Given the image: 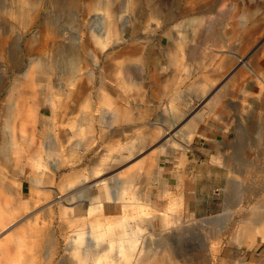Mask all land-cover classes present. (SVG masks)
<instances>
[{
    "label": "rangeland",
    "instance_id": "rangeland-1",
    "mask_svg": "<svg viewBox=\"0 0 264 264\" xmlns=\"http://www.w3.org/2000/svg\"><path fill=\"white\" fill-rule=\"evenodd\" d=\"M7 1L8 0H1V2H4L3 4H5ZM194 1L195 0H188V2L186 0H155L157 8L161 9L160 17H158L160 18V21L157 20V18L152 19L147 23L129 20L127 11L123 12L122 19L128 21L130 25L128 33H126L124 36L126 37L124 38V42L120 38L118 41H115L110 45L114 44L117 48L118 45L122 44L123 42L133 47H138L141 51L133 52L132 55L129 56L128 53L126 56L127 62L122 69L123 71H114L115 74L111 65L110 67L107 65L108 63L111 64L110 59H112L106 56L107 50H101L100 44L96 43L89 36L91 33L89 30V25L91 20L94 19L95 13L86 11L83 5L77 9L75 13L76 18L75 20L71 21V23L67 20L66 11L61 6L60 0H42L40 2L39 17L35 18V20L33 19L26 25H23L22 23L20 24L16 18L9 15L7 12H0V27H4L3 29L10 32L8 37L11 43H13L12 48L15 49L13 51L16 53L20 51L24 41L33 35V32L38 34L39 32L43 31L45 37L46 35L48 36L45 41L44 48L52 49L54 47V37L59 38L62 41L61 44L64 43L66 45L73 44L74 42L78 44V41L88 40L86 49H83L84 46H80V48L82 49L87 68L89 69H82L79 72V74H82L83 77L84 87L82 88H84L85 93H79L75 95L74 99L76 103L73 104V106L76 108V110L72 112L71 115H55L54 120L49 123L48 128L44 133L42 132V129L40 130V128L35 126L36 124H30L27 122L29 116H32V118L35 120L39 119L42 122V117L44 115H22L23 117L27 118L25 120L23 117H14L13 125L15 129L13 128V130L15 135L18 133V138L20 140L26 139V135H24L20 130L24 123L27 125L26 134L33 133L35 135L34 138L36 139V147L39 145L43 147L47 144L50 139L49 136H51L49 135L50 132L48 131L49 127H51L50 129L52 130L54 128V132L57 134V137H59V151L61 152V155L64 156L66 152L68 156L72 157V161L75 164L70 170H75V175L83 173L82 175L86 174L89 176L86 181H80L74 185L71 182L73 180L72 177L65 175L64 172L70 171L64 170V168L61 166L58 168V172H55L52 174V176L45 178L43 180L42 187L38 189V194L36 197L43 198V196L49 192L50 198H54L57 196L58 190H60L59 192L61 197L67 196L68 200L64 199V201L57 202L55 203L57 205L55 207L51 206L50 209L45 204L48 199H44V201H42V204H45L44 209L36 212L38 217L35 216L36 221L33 223L36 225V238L32 246L33 248L31 247V244H25L22 239L23 234L21 231H19L15 239L9 240L8 247L5 248L3 252L0 251V264H34V262L36 264H49V259L45 260L47 258L43 255H40V252H46L48 245L51 244V242L46 239L47 234H44L45 231H41L42 227H44V229L46 228L52 230V235L54 236L53 238L57 246V250L51 258V264H83L82 261L84 259L81 255L80 257L77 254L66 255L64 247L74 235L79 238L78 240H84L86 227H90L92 230H94V241L102 244H106L111 237H116L119 236V234L122 235L125 232H130L132 229H143L144 235L147 234V238H145V245L148 243L150 245V248L148 247V249H151L152 251L157 248L154 253L156 255L158 254L163 259L162 262L157 264H232L234 259L238 258V256L246 257L253 255V251L262 241H258L251 246H240L235 240L234 234L237 232L235 228L237 225L236 220L239 221V217L242 218L243 215L249 214L252 204H256L257 202V206L260 205L261 210L264 208V187H261L264 186V182L259 183L261 179L264 180V175H262L264 174V166H262L264 161H261L264 160V155L261 153L257 157L259 174L258 172L257 174L253 173L244 179L237 169L230 171L222 162L217 163L215 161V158L218 154H221V161L225 159L226 156H230L232 154L234 155V153H236L235 149L244 143H242V141H237L235 138V115H228L227 118L222 119H218L213 115H207L203 118L201 123L210 128L211 134L209 135L208 139L198 134H194L191 137L189 146L186 149L177 148L175 151L168 153L169 155L171 154L169 158H160L159 169H162L166 173L168 172L166 178V181L169 180V183H167L168 189L158 192L157 187L153 185V193L147 197L146 203L138 204L133 208L128 207L125 209V214L127 215L125 221L122 215L103 217V215L99 214L100 210L95 211L94 217L90 216L89 219H81V214H79L80 210H75L70 203L76 199V196H80L82 194L81 189H84L82 187L84 183L91 185L88 188H96L98 185H103L107 181L106 176L111 175L113 177L115 175L113 173H116L118 170H125L126 168L130 167L135 163L137 158V156L132 155L117 163L114 167H112V169L99 168L100 170H98V172H91L93 167L91 165L92 162L90 159L92 156H94V153H101L100 158L101 156H107L109 154L111 155L114 153L113 146L115 144L113 143L121 141V136H112L108 130L100 133L97 128V124H102V122L105 123L104 116L108 115L109 113L107 110H121V105L123 101L126 100L128 101L127 104L131 106V109L134 106L140 105V101L134 99L135 93L142 92L144 94L146 91H144V88L147 87V85L153 87L155 92H158L159 89L161 90L159 82L163 84L168 82L166 85V94H170L177 89L186 91L189 90L187 89L189 87V80L184 78V71L180 72V74L177 72V74L174 75V78H172L170 81H166L160 76L162 73L169 74L171 72L170 69L180 68L177 67V65L171 63H168L167 65V62L165 61V55L170 54L172 49L174 53L177 51V48L180 49V54H182L184 57L183 59H186L185 61L190 64L189 67L191 68V66L197 67V64L192 58L189 57V53L194 55V58L200 54V45L211 44L204 41L201 35H196V39L182 42L180 41L177 46L172 42V36L173 33H175L173 25L182 20L184 18V14H186L188 11L199 14L197 8L198 6L197 4L193 3ZM208 6L214 10L219 8L225 10L226 8V12H228V14H224L221 24L219 25L222 32L227 30L226 28L231 24L232 20L229 16L233 15V13L237 11H243L249 14V24H252L253 22L264 24V0H210ZM185 10L188 11L182 13V11ZM169 12H173L175 20L173 19L172 21H168L166 23L164 21V15ZM46 17H48L50 21L49 27L43 23L44 18ZM120 22L121 19L118 20L119 24ZM52 25L53 28L55 27L56 30L60 32V35H56V32L51 28ZM204 27H206V25H203L200 31ZM167 33L169 34L167 35ZM228 42L229 41L225 42L220 47L217 46V48H213V52L216 53L215 51H221V49H233L227 47ZM262 45H264V27L259 30L255 36V39L250 43L248 48L245 49L244 53H242L243 56H255L256 54L260 53L258 49ZM93 53L98 55L96 59L97 61L93 59ZM258 56L260 59L264 58V51H262L261 54H258ZM23 58L24 57H22L21 60L24 61ZM5 63L6 56H0V109L10 97L8 91L15 74L21 75V73H17L16 70L22 67L21 63L23 62L19 61V57H17V62L14 64L6 65ZM261 64L264 65V63ZM260 73L264 74L261 71ZM104 74L107 75L105 76ZM126 74H128V77H130L127 80L123 79L122 77ZM87 75L90 76L89 79L84 77ZM181 79H183L184 82L179 84L178 81ZM124 82L126 85H124ZM40 84H42V81H40V83L35 82L33 85H31L28 88L30 93L33 92L36 95L40 94V91L38 92L39 88L41 87ZM63 87L66 89H71V87L74 88L71 84H69V82L68 85L66 84ZM47 90L49 89L45 88V91ZM53 90L58 92L55 87H53ZM102 91H106L109 94L108 100L105 102V104L100 99L101 97L98 96V94ZM184 96L186 98V102L190 105L191 110L198 108L203 102V98L194 99L192 96H189L187 92L184 94ZM30 99L31 96H28L27 100ZM85 100H88L85 102L87 104L84 103ZM256 107L261 112L260 115L264 117V99L259 100ZM151 116L154 115L151 114ZM4 120V115L0 114V179L2 180L4 186H8L7 188L12 187L13 189L17 185V182H19V179H21L23 181L21 185L22 194L25 195L27 193L29 176L20 174L18 179H16V177H12L10 174L14 169V166L11 164L13 158L11 156H9L10 158H7V156H2L5 152L4 147H2V140L8 137L6 134L8 129H5L4 127ZM77 123H83L84 125L82 124L83 126L81 125V127H78ZM92 134L95 135V141L90 143L89 141ZM254 135L251 134L249 139H251L252 142L257 143L254 141ZM215 138H217V140H215ZM85 140H89L88 144L86 145H84ZM219 140H221V142ZM259 142H262V139H260ZM260 145L261 144L259 143L258 146ZM241 146L246 148L247 145L245 143ZM150 148L151 146L147 147L145 151L149 150ZM253 152L254 151H251L252 155L255 154ZM123 153L125 154L126 152L123 151ZM52 158L53 157L50 156L45 160H41L39 165L36 167H39V169L43 170L46 174L48 171L52 172ZM193 158L195 159V167L191 171L183 169L184 173L178 174V177L181 181L178 185L177 180L174 179L175 174H172L171 169L168 167V164L170 163L169 161L176 160L181 161L182 164H185V161H191ZM27 160H29L27 163H25L24 160L17 162L18 166H22V164L24 165V170L26 172L31 171L32 157H29ZM132 170H137L139 175H142L143 173L141 167H134ZM74 173L69 174L73 175ZM229 176H234L237 178L238 183L236 186H228V183L230 182ZM109 184L112 188V183ZM1 185L2 184H0V186ZM52 186L58 190L51 189ZM66 187L69 189H66ZM138 187H140L139 182H135L131 185L132 190H136ZM255 187L258 188V192L250 199L249 195H246V193L250 194V192L248 193L247 191H250ZM246 188L248 189L246 190ZM46 189L51 190L48 191ZM244 190H246L245 193ZM73 191H76L74 197L70 198V195L73 194ZM12 195L13 194H10L8 189L1 194L0 212L3 211L4 206L2 199H9L12 197ZM178 196L182 197V204L180 207L176 202ZM56 198L58 199V197ZM67 205L70 206L67 207ZM59 206H64L65 208L67 207V214H64L65 210H59ZM117 210H119V208ZM230 210H234V213L231 215L229 213ZM217 214H219L220 218H222L221 223H225L222 228L218 227L217 224L212 225V223L200 221V219L204 216H214ZM177 215H180L181 217L179 221L187 222H185V225H180V227L177 226L178 228L175 227L173 230H170L172 226L174 227V225L178 224L175 221ZM20 221L25 220L18 219V222ZM175 222L177 224H175ZM203 222L205 223L204 225ZM31 223L32 222H24L23 224L26 226L27 224L29 225ZM180 223L182 222H179V224ZM11 227H5L6 229L3 230H7V228ZM166 227L167 230L169 229L168 227H170V229L167 231ZM25 229V231L28 232L27 227ZM150 229H153L154 231H150ZM111 231L115 232L112 233ZM43 235L45 238H42ZM32 251L37 253V255H31L30 253ZM190 252L194 254L195 259L187 261L186 258ZM205 254L207 258L206 260H202V255ZM105 256L106 255H103L102 258V261L105 263L102 264H106V262L107 264H112V257ZM64 259L68 261L65 262Z\"/></svg>",
    "mask_w": 264,
    "mask_h": 264
},
{
    "label": "crops",
    "instance_id": "crops-1",
    "mask_svg": "<svg viewBox=\"0 0 264 264\" xmlns=\"http://www.w3.org/2000/svg\"><path fill=\"white\" fill-rule=\"evenodd\" d=\"M237 42H238V37L234 38L227 44L228 48H233V49H221V51H215L216 53H214L212 50L213 48H217L216 45L213 44H205V45L202 44L200 46L198 45L200 47V54H198L193 58L194 55L189 53V57L192 58L194 62H196L197 64V67L191 66V68L189 67L190 64L186 62L185 61L186 59L184 60L183 59L184 57L182 56V54H180V49L177 48V51L175 53L172 49L170 54L165 55L166 56L165 61L167 62V65L168 63H171L177 65V67L180 68L170 69L171 72L169 74L162 73L160 77L166 81H170L172 78H174V75H176L177 72L178 74H180V72L184 71L185 72L184 78H187L189 80V87L187 88L189 89L188 91L177 89L174 92H171L170 94H166L165 91L167 90L166 85L168 82L165 84L159 82L161 86V90L159 89L158 92H155L153 90L154 89L153 87L147 85V87L144 88V91L146 90L144 94L142 92L135 93L134 99L140 101L139 102L140 105L134 106L131 109V106L127 104L128 101L126 100L123 101L121 105L122 106L121 110L119 111L115 109L112 111L107 110L109 113L108 115L104 116L105 123L102 122V124H97L98 126L97 128L100 133H103L108 130L110 132V135L112 136L114 135L121 136L120 137L121 141H117L113 143L115 144L113 146L115 153L111 155L109 154L107 156H101L100 158L101 153L99 152L94 153V156H92V158L90 159L92 162L91 165L93 167L91 169V172H98V170L107 169V167L109 169L110 168L112 169V167H114L117 163L123 161L124 159L132 155L137 156V158L135 160V163L130 167L126 168L125 170H118L116 173H113L115 174L113 177L110 174H109L110 176H106L107 181L103 185H98V187L96 188H88L91 185L86 183L83 184L82 187L84 189H81L82 194L80 196L79 195L76 196V199L70 202L72 204L70 205L73 206L75 210H80L79 214H81L80 216L81 219H89L90 216L94 217L95 211L100 210L99 214L103 215V217L122 215L125 221L127 218L126 217L127 215L125 214V209L128 207L133 208L135 205L146 203L147 197L153 193V185L157 187L158 192L167 190L168 189L167 183H169V180L166 181V178L168 172L166 173L162 169H159L160 166L159 159L169 158L171 154L169 155L168 153L175 151V149L177 148L186 149L189 146V141L191 139L190 137H192L193 134H198L208 139L209 135L211 134L210 128L201 123L203 118L206 117L207 115H213L218 119L227 118L228 115H235L236 140L239 142L242 141V143L244 142L243 144H245L246 140L248 139L247 142L250 143L246 144L247 145L246 149L248 150L251 149L250 151H254L255 149H264V146H262V144H264V138L261 137L262 142H259V139L261 138H259L257 131L252 128V126L255 124L253 123L254 121H256L257 124L259 120L260 121L264 120L262 119L264 117L259 115L261 112L256 107L257 102L259 100L264 99V96H262L264 95V74H261L262 76H259L257 74V71H259V73L260 71L264 73V65L261 64L264 63V58L260 59V57L258 56V54H261V52L251 57L250 56L248 57V55L243 56V54L237 48ZM174 45L177 46L178 44H174ZM241 56L253 62L256 70L250 67H246V66L244 67L239 61ZM209 61H211L210 64ZM242 69L244 72L242 71ZM213 75L215 76L221 75L222 77L218 76L217 79L214 77L211 78V76ZM123 77H124L123 79L125 80L130 78L128 77V74L124 75ZM202 78L205 80H203ZM225 81L226 84L224 83ZM178 82L180 84L184 81L183 79H181ZM227 83H229L228 84L229 86H226ZM222 86L226 87V89L223 88L225 89L224 91L222 88H220ZM185 91L189 94V96H192L194 99L203 98L202 104L198 108L191 110V107L186 102V98L184 96V94H186ZM106 94H107V99H104L103 97L100 96L101 97L100 99L104 101V104L108 100L109 94L107 92ZM209 98L212 100H210ZM207 101L210 103H208ZM241 103L244 104V106ZM246 106L249 107L247 108ZM244 108L248 109L249 112H255L257 115H249L246 112L244 113L245 111ZM151 114H153L154 116H151ZM52 116L50 117V115H44L42 117V122L39 119H37L36 122L34 123L36 124L35 126L42 129V132L44 133L45 130H47L49 123H51V121H53L55 118V115ZM50 118H52V120H50ZM77 124L78 127H80L81 126L80 124L82 123H77ZM249 125H251V127ZM182 128H184V130ZM48 131L50 132L49 135H51L49 136V138L51 140L52 139L56 140L55 150L49 149L47 145H44L43 147L39 145L38 147H36L35 146L36 139L34 138L35 135L33 133L27 134L25 140L24 139L20 140L18 138V133L15 135L13 129L10 131L8 130V132L6 133L8 137L2 140V147H4L5 149V152L2 156L3 157L7 156V158H10L9 156H11L13 158L11 164L14 166V169L11 171L10 175L12 177H16V179H18L20 174L24 176L26 175L29 176L27 193L25 195L22 194L21 185L23 181L21 179H19V182H17V185L15 186L14 189L12 187L7 188L8 186H4L2 180L0 179V184H2L0 186V199H1V194L5 192L7 189L10 194L11 193L13 194L12 197H10L9 199L7 198L2 199V201L4 202L3 211L0 212V251L2 252L5 250V248L8 247L9 243L7 241L12 240V237L15 239V236L19 231H21L23 234L22 239L25 242V244L26 245L31 244L32 247L36 238L35 224H33L35 222L34 221L35 216L33 218V215H35L36 212L39 211L40 209L43 210L45 204L46 205L48 204L47 206L49 207L51 206L55 207L57 205V204L53 205L56 202L54 200L55 197L50 198L49 192H47L46 195L43 196V198L38 197L39 202H37L35 205L30 204L29 192H30V188H32V185L37 184L36 189L38 192V189L42 187L43 179L52 176V174L55 172H58L57 170L61 166L64 168V170L70 171V172H66V171L64 172L65 175L72 177L73 180L71 182L74 185L77 182L86 181L88 178V175L86 174L82 175L83 173H79L75 175L74 172L76 171L70 170L75 165L74 162L72 161V157L68 156L66 152L64 156L61 155V152L59 151L60 150L59 137H57V134L54 132V128L53 130L49 129ZM237 132H239L240 134H237ZM251 134L252 135L255 134L254 138L255 136H258L254 140L257 143H254L251 141V139H249V136ZM9 136L14 137V144L12 145L13 147L10 146V148L6 141L8 140ZM94 137L95 135L92 134L90 141L85 140L84 145L88 144V141L90 143H93L95 141ZM165 139H168L169 141ZM215 140H217V138H215ZM219 141L221 142V140ZM258 142L261 144L262 147L261 146L258 147L259 144ZM150 146L151 148L145 151V149H147V147ZM240 146L237 149H235L236 155L234 153V155H232L233 157L231 155H230L231 157L226 156V158L223 159L224 160L223 162V160L221 161V154H218L215 158V161L217 163L222 162L230 171L239 168L240 162L238 161V159H236L239 158V156L236 158L234 156L239 155L240 154L239 150H241L242 147H244V146L242 147ZM253 146L256 148H254ZM116 149L118 150V152H116L117 151ZM123 151H125L126 153L124 154ZM148 155L152 157L150 158ZM50 156L53 157L51 162L52 172L48 171L49 173L48 175V173L45 174L43 170H40L39 167L36 166L39 165L41 160H45ZM29 157H32V163H31L32 167H31V171L26 172L24 170V165L22 164V166L20 165L18 166L17 162L20 160H24L25 163H27L29 161L27 160V158ZM71 162L73 163L70 164ZM169 162L170 163L168 164V167L171 169V173L175 174L174 179L177 180V184L181 182L180 178L178 177V174L180 173L183 174L184 173L183 169H186L187 171H191L195 167L194 158L191 161L190 160L185 161V164H182L181 161H176V160H170ZM145 164H147L148 166H146ZM134 167L142 168L143 173L141 176L137 173V170H132V168ZM69 173H74V174L70 175ZM130 173H134V175H128ZM33 177H37L39 181L36 182L35 180H32ZM233 177L234 176H229L230 185ZM135 182H139L140 187H138V189L136 190H132L131 185ZM109 183H112L113 186L112 188L110 187ZM67 187L66 189H69ZM51 189L54 190L57 188L52 186ZM51 189H46V190L49 191ZM75 192L76 191H73L74 194ZM73 197L74 195L72 194L70 198ZM44 199H48L47 200L48 203L46 202L45 204H42L43 203L42 201H44ZM64 199L68 200V197L62 196L58 202L64 201ZM90 202L98 203V205L94 206L91 209V211L89 210ZM176 202L177 204H179L180 207L182 204V197L179 196ZM59 207H58L59 210L65 209L66 212L64 214L68 212L67 207L66 208L64 206L62 207L59 206ZM118 208L119 210H117ZM177 217L175 221L177 219H181L180 215L179 216L177 215ZM18 219L20 220L27 219V221L18 222ZM31 220H33L31 224L29 225L27 224L26 226L23 224L24 222L29 223L31 222ZM9 226L12 227L7 228V230H3L6 229L5 227H9ZM26 227L28 232L25 231ZM86 228L85 231L87 232L90 231L93 238L95 239L93 233L94 230H92V228L90 227H86ZM141 230L144 231L143 229ZM141 230L136 229L135 231H141ZM150 230L154 231L153 229ZM132 231L133 229L130 232ZM12 233L14 235H7ZM125 233H129V232H125ZM43 237L44 235L42 236V238ZM1 239L5 241L2 243ZM261 241L262 242H260L253 251V255L246 257L238 256V258L234 259L232 264H264V240ZM252 244H247V245L242 244V245L251 246ZM238 245L241 246V244Z\"/></svg>",
    "mask_w": 264,
    "mask_h": 264
},
{
    "label": "bare ground",
    "instance_id": "bare-ground-1",
    "mask_svg": "<svg viewBox=\"0 0 264 264\" xmlns=\"http://www.w3.org/2000/svg\"><path fill=\"white\" fill-rule=\"evenodd\" d=\"M41 1L42 0H8L5 4H3L4 2H1V0H0V12L5 11L9 15L16 18L20 22V24L22 23L23 25H26V24L30 23L33 19L35 20V18L39 17V15H40V2ZM60 1H61V6L66 11L67 20L70 23H71V21L75 20V18H76L75 13L81 5H83L85 7L86 11H90V12L95 13L94 19L91 20L90 25H89V30L91 32L89 36L96 43L100 44L101 50H103V51L107 50L106 56L112 58V59H110L111 64L108 63L107 65H108V67H110V65H111L113 72L117 71V70L121 71L124 68V65L127 62L126 56L128 53H129L128 54V56H129V55H132L133 52H136V51L140 52L141 51L140 48H138V47H133L131 45L123 43L124 38H126L124 36L126 33H128V29L130 26L128 21L122 19L123 12L127 11L129 20L147 23L148 21L157 18V20L160 21V18H158V17H160L161 9L157 8V6L155 4V0H121V1H119V0H60ZM186 1L188 2V0H186ZM209 1L210 0H195L193 2L194 4H197L199 14H196L194 12H189L188 10H187L188 12L186 10L182 11V13H184V12H187V13L184 14V16H183L184 18L182 20H180L178 23L173 25L174 26L173 28L175 29L174 30L175 33H173V36H172L173 44H178V43H180V41L182 42V41H187V40L189 41L192 39H196V35H201V37L204 41L211 43L213 45H216V46H221L225 42H227V41L230 42L234 38L238 37L237 48L241 53H243L245 51V49L248 48L250 43L255 39V36L259 32V30H261V28L264 27V24L255 23V22H253L252 24H249L248 23V19H250L249 14L246 12H243V11H241V12L237 11V12L233 13V15L229 16L232 20L231 24L229 27L226 28L227 30H224L222 32L220 30L221 27L219 25L221 24V21L223 19L222 17H224V14H228V12H226L225 7H224L225 10H222L221 8L216 9V10L212 9L210 6H208ZM228 5H229V3H228ZM160 8H161V6H160ZM164 16H165L164 21L166 23L168 21H172L174 19L173 12H169ZM120 19H121V22L119 24L118 20H120ZM206 21H207V23H206ZM43 23L47 27H49L50 21H49L48 17L44 18ZM9 25H10V23H9ZM53 25L51 27L52 30H54L56 32V35H60V32H58V30H56L55 27L53 28ZM203 25H206V27H204L200 31V29L202 28ZM3 28L0 27V56L1 57L6 56V63H5L6 65L14 64L15 62H17V57H19V61L23 62V63H21L22 67L18 68L16 70L17 73H21V75L15 74L13 81L10 84L9 91H8V94L10 97H9V99L6 100V102L3 104V106L0 109V114L4 115V118H5V120H4L5 129H8L10 131L14 128L12 120L14 117L17 118V116L23 117L22 115H50V117H51L52 115H56V116L57 115H71V113L76 110V108L73 106V104L76 103V101L74 99L75 95H77L79 93H82V94L85 93L84 88H82V87H84L83 77H82V74H79V72L82 69H84V70H89V69L87 68L85 57H84V54L82 53V49L80 48V46H84L83 49L85 50L87 45H88V40L78 41V44L76 42H74L73 44L66 45L64 43L61 44L62 41L59 38H56V37L53 38L52 37L54 40V43H53L54 47L52 49L51 48H44L45 41H46L48 36L46 35V37H45V35L43 34V31L39 32L38 34H36V32H33L32 33L33 35L28 37L24 41L22 48L20 49V51L18 53H16L15 51H13V50H15L14 48H12L13 43H11V41L8 37L10 32H8L7 30H5ZM189 30H191V31H189ZM165 33H166V31H165ZM168 34L169 33H167V35ZM120 38L123 42H122V44L118 45L117 48L115 47L114 44L110 45L111 43L118 41ZM258 50L260 52L264 51V45L260 46ZM206 51H207V49H206ZM93 56H94L93 59L96 60L98 55H95V53H93ZM22 57H24L23 58L24 61L21 60ZM203 57H204V55H203ZM239 61L244 67L246 66V67H250V68H253L254 70H256L254 63L245 59V57L241 56ZM210 62L211 61H209V64H210ZM209 64H207V65H209ZM107 65H106V67H107ZM242 71H243V69H242ZM86 73H88V72H86ZM114 74H115V72H114ZM257 74L259 76H262L261 73H259V71H257ZM218 76L220 77L221 75H217V76L213 75V76H211V78L214 77L217 79ZM84 77L87 79L90 78L89 75L84 76ZM211 78H209V79H211ZM113 80H114V78H113ZM203 80H205V79H203ZM221 80H223V79H221ZM40 81H42V84H40L41 87L38 90V92L40 91V94L36 95L33 92L30 93L28 88L31 85H33L35 82L40 83ZM226 81L224 82L225 84H226ZM68 82L74 88H72V87H71V89L64 88L63 86H65L66 84L68 85ZM62 84H63V86H62ZM220 84H221V82H220ZM225 84H223V85H225ZM228 84L229 83H227L226 86H229ZM124 85H126V83ZM53 87H55V89L58 92H55L53 90ZM45 88H48L49 90L45 91ZM220 88L226 89V87H223V86ZM225 89H223V91ZM53 91H54V93H53ZM221 92H222V90H221ZM28 96H31L30 100H27ZM98 96H101L104 99H107L106 92H104V93L102 92L101 94L99 93ZM210 100H212V99H210ZM87 101L88 100H85L84 103ZM208 103H210V102H208ZM85 104H87V103H85ZM242 105L244 106V104H242ZM240 111H241V108H240ZM245 112L248 113L249 115H257L255 112H249L248 109H245L244 113ZM23 119L25 120L27 118L23 117ZM262 119H264V118H262ZM50 120H52V118H50ZM27 122L32 124V123H35L36 120L33 119L32 116H29V118L27 119ZM253 123H255V124L252 126V128L257 131L259 138H261V137L264 138V120H261V121L259 120L257 122V124H256V121H254ZM82 124H80V125H82ZM251 125H249V126L251 127ZM50 128L51 127H49V129ZM26 129H27V125H25L23 123L20 130L22 131V133L24 135H27ZM182 129L184 130V128H182ZM237 134H240V133L237 132ZM258 136H255V138ZM165 140L169 141L168 139H165ZM247 140H246V144L248 143ZM6 141H7V144L9 145V148H10V146H12L14 144V137L9 136L8 140H6ZM163 143H164V141H163ZM236 143H237V141H236ZM46 145L49 149L55 150L56 149V140L50 139ZM262 146H264V144H262ZM240 147H242V146H240ZM250 150L246 149L245 147H242V149L239 150L240 154L237 156H234L235 158L238 156L240 158V159L236 158L240 162L239 168H236V169L240 172L243 179L252 175L253 173L257 174L258 168H259V165L257 164V160H258L257 157L261 153H262V155H264V149H255L253 152V153H255L254 155L251 154ZM116 152H118V150ZM144 158H146V157H144ZM107 159H108V157H107ZM261 161H264V160H261ZM149 162H151V161H149ZM227 162H229V161H227ZM145 165L148 166L147 164H145ZM230 166H231V163H230ZM262 166H264V164H262ZM107 169H108V167H107ZM148 171H149V169H148ZM258 174H259V172H258ZM48 175H49V173H48ZM128 175H134V173H130ZM262 175H264V174H262ZM32 180H35L36 182L39 181L37 177H33ZM236 181H237V178L233 177V179L231 180V185H229V186H232V185L236 186V184L238 183V181L237 182ZM242 182H244V181H242ZM261 182H264V180L261 179L259 183H261ZM260 185H262V184H260ZM36 186H37V184L32 185V188H30V192H29L30 193V198H29L30 202L29 203L32 205H35L37 202H39V198L36 197L38 194ZM261 187H264V186H261ZM114 188H115V185H114ZM247 189L248 188H246V190ZM246 190H244V193ZM59 191H58V194L56 196V197H58V199L56 197L54 198V200L56 202H58L60 197H61ZM247 192L248 193L250 192V194L246 193V195H249V198L251 199L253 197V195L257 194L258 188L257 187L252 188V190L247 191ZM73 195H74V193H73ZM70 197H71V195H70ZM229 200H230V198H229ZM55 203L53 205H55ZM234 204H235V202H234ZM234 204H232V205H234ZM96 205H98V203L90 202L89 210L91 211V209ZM259 206H257V202H256V204H252V206L250 207L249 214L243 215L242 218L239 217V219H240L239 221L236 220L237 225L235 226V228H236L237 232H235L234 236H235V240L237 241L238 244L247 245V244H252L254 242H257V241L264 240V208H262V210H261V206L260 207ZM229 213H230V215L233 214L234 210H230ZM219 214L214 215V216H204L200 219V221H204L205 223H212V225L217 224L218 227L222 228L225 223H221L222 218H220ZM34 216H37V215L36 214L33 215V218H34ZM25 221H27V219H25ZM34 221H36V219ZM176 221L178 224L175 222V224H177V225H174V227L172 226L171 229H170V227H168L170 230H173L175 227L178 228V227H180V225L186 224L185 221H179V219H177ZM179 222H182V223L179 224ZM204 222H203V225L205 224ZM45 229H44V227H42L41 231L42 232L45 231L44 234H47L46 239H48L49 242H51V244L48 245V247L46 249L47 251L46 252H40V255L45 256L47 258L45 260L49 259L48 262H49V264H51L52 263L51 258L54 255V253L56 252L57 246H56L55 240L53 238L54 236L52 235V230L51 229L45 230ZM166 230H167V227H166ZM219 231H220V229H219ZM9 233H11V232H9ZM7 235H14V234L12 233V234H7ZM146 235L147 234L144 235L142 230L141 231L133 230L132 232H129V233H123L122 235L119 234V236H116V237L113 236L110 238V240L106 244H102L99 242H95L94 241L95 239L93 238L91 232L86 231V233H84V240H82V241L78 240L79 238H77L74 235L72 238H70V240L68 241V243L66 244L64 249H65L66 255H69V254L76 255L77 254V255H79V257L81 255L84 259L83 261L81 259L83 264H102V263H105L102 261L103 255H106L105 257H108V256L112 257V264H147V263L157 264L159 262H162L163 259L158 254L156 255L154 253V251L157 248L154 251H152L151 249H148V247L150 246L148 243L145 245V240H146L145 238H147ZM15 238H16V236H15ZM12 239H14V238L12 237ZM7 240H9V239H7ZM1 241L3 243L5 240L1 239ZM37 241H38V239H37ZM43 241H41V242H43ZM7 242L9 243V241H7ZM31 254L33 256L37 255V253H35L33 251ZM206 258H207L206 254L202 255V260H206ZM186 259H187V261L193 260V259H195V256L192 252H190V254L187 256ZM64 261L66 262L68 260L64 259ZM34 264H36V263L34 262ZM38 264H42V263H38ZM106 264H107V262H106Z\"/></svg>",
    "mask_w": 264,
    "mask_h": 264
}]
</instances>
